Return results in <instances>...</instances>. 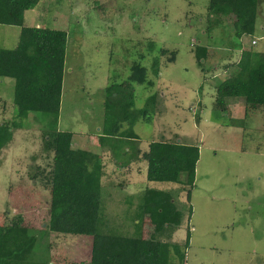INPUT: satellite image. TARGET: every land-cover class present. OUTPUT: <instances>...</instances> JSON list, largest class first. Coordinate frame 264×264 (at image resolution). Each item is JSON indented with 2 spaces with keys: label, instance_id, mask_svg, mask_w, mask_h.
<instances>
[{
  "label": "rangeland",
  "instance_id": "1",
  "mask_svg": "<svg viewBox=\"0 0 264 264\" xmlns=\"http://www.w3.org/2000/svg\"><path fill=\"white\" fill-rule=\"evenodd\" d=\"M208 3L209 0H40L25 12L24 23L68 32L58 129L73 132L74 145L87 143L89 147L85 148L91 147L98 160L104 161L100 141L110 93L107 88L115 89L114 95L124 96V89L118 85L128 79L132 65L139 62L148 67L155 85L132 83L134 107L144 108L153 94L158 95L157 101L163 106L157 109L158 102L155 110L150 109L152 123L139 121L134 130L148 151L151 143L161 141L169 146L173 141H177L176 145L182 141L198 145L196 182L188 201V187L182 183L185 171L175 181L149 180L146 160L144 175L139 176L133 167L134 173L127 177V191L136 193L147 186L164 189L172 192L179 208L191 206L192 212L186 210L171 238L184 241L191 231L184 264H264V110L245 119L242 100L231 104L232 118L215 108L216 85L234 71V66L225 69L224 65L231 60L234 63L240 52L231 49L237 42L234 25L227 22L213 26L214 19L207 17ZM20 31V26L0 24V47L14 48ZM248 39H256L257 44L249 46L243 40L241 50L264 52V0H259L256 32ZM201 45L215 49L206 67L217 68L207 72L206 82L195 51ZM160 47L176 50L177 59L168 62L166 56L160 57L156 75L152 65L155 57L161 56ZM14 85V79L0 78V122L10 121L15 114ZM30 115L34 116L21 122L12 143L0 155V222L21 213L31 227L39 230L45 227L41 217L49 214L50 194L34 186L27 174L34 163H46L42 145L49 119L39 112ZM124 169H118L113 179H124ZM124 197L117 188L103 189L111 224L108 227L128 223L126 229L134 235L135 209L118 202ZM46 231L37 233L36 259L57 253L58 261L89 264V237Z\"/></svg>",
  "mask_w": 264,
  "mask_h": 264
},
{
  "label": "trees",
  "instance_id": "2",
  "mask_svg": "<svg viewBox=\"0 0 264 264\" xmlns=\"http://www.w3.org/2000/svg\"><path fill=\"white\" fill-rule=\"evenodd\" d=\"M39 1L0 0V24L21 27L18 44L14 48L0 47V78L15 81V114L10 121L0 122V155L12 143L21 122L34 116L31 113L39 112L49 119L42 145V157L46 163H34L27 174L34 186L49 192V214L41 217L45 227L39 230L31 227L21 213L0 222V264H81L58 261L57 253L47 259H36L37 233L45 230L66 236L89 237V264H184L191 231L188 230L184 241H171V238L181 226L186 210L191 213L192 208L190 205L179 208L171 191L147 186L137 193L125 194L118 202L131 204L135 209L133 222L137 221L136 234L130 235L126 229L128 223L121 227H108L111 224L106 215L103 189L110 186L124 194L128 182L126 179L118 182L112 177L105 178L107 165L101 158L97 159L94 150L83 146L74 148V133L58 129L68 32L25 25V12L35 8ZM98 5L104 10L103 5ZM258 5L259 0H209L207 6V17L208 20L214 19L213 26L227 22L234 25L237 42L232 43L231 49H239L240 52L234 63L231 60L224 65L225 69L234 66V71L216 85L215 108L231 118L230 106L237 100L245 104V119L264 110V52L241 50V39L256 32ZM211 26L208 27L212 29ZM158 51L161 56H156L152 65L156 75L160 71V57L166 56L168 62L177 59L176 50L160 47ZM195 51L206 82L207 72L217 68L206 67L208 60L215 56V49L201 45ZM132 83L155 85L149 78L148 67L135 62L128 79L118 85L124 89V96L114 95L115 89L107 88L110 93L109 100L105 102L102 149L111 153L110 161L118 168L148 160L149 180L175 181L185 171L186 179L182 183L188 187L187 199L191 201L200 148L183 141L179 145L173 141L170 146L161 141L151 143L149 151H142V139L134 127L142 120L152 123L150 109L155 110L158 102L159 106L163 103L157 101V94H153L148 97L144 108H135ZM159 106L157 109L163 105Z\"/></svg>",
  "mask_w": 264,
  "mask_h": 264
},
{
  "label": "crops",
  "instance_id": "3",
  "mask_svg": "<svg viewBox=\"0 0 264 264\" xmlns=\"http://www.w3.org/2000/svg\"><path fill=\"white\" fill-rule=\"evenodd\" d=\"M243 40H246V42L249 44V46H252L253 44H252V41L254 40V39H252V41L251 42H248L247 40H249L248 39V36H244L242 39H241V43H242V45L244 44L243 42ZM250 43H251V45H250ZM257 44V43H256ZM255 44V45H256ZM243 47V46H242ZM74 137H75V135H74ZM74 137H73V146H74V148H78V147H81V146H83V147H89V146H87V143L86 144H83V143H81V144H77V146H75L74 145V141H75V139H74ZM141 147V150L142 151H148V150H146L143 146H140ZM100 152L103 154V160H104V163L107 165V168H106V170H107V175L105 176V178H108V179H110L111 177L112 178H114V176H115V173L117 172V170L118 169H121L122 170V168H118V166H117V164H115V163H113V162H111L110 161V155H111V153L110 152H108L107 150H103V149H101L100 150ZM146 160H141V161H136V162H134V163H132L129 167H126L125 169H124V173H123V171L121 172V175H123V177H124V179H126V181L128 182V176L130 175V174H133L134 173V170H133V167H135L136 168V170L138 171V172H136V173H138V175L139 176H142V175H144V168H143V163L145 162ZM134 168V169H135ZM108 176V177H107ZM104 178V179H105ZM130 178V177H129ZM129 186V183H128V185H127V188H126V190H125V192H124V194H134L133 192L132 193H130V192H128L127 191V189L129 188L128 187ZM144 189V188H143ZM140 190H138L137 192H139ZM136 192V193H137ZM110 193H111V191H110Z\"/></svg>",
  "mask_w": 264,
  "mask_h": 264
},
{
  "label": "built area",
  "instance_id": "4",
  "mask_svg": "<svg viewBox=\"0 0 264 264\" xmlns=\"http://www.w3.org/2000/svg\"><path fill=\"white\" fill-rule=\"evenodd\" d=\"M256 43H257V41H256V40H253V41H252V44H253V45H254V44H256Z\"/></svg>",
  "mask_w": 264,
  "mask_h": 264
},
{
  "label": "clouds",
  "instance_id": "5",
  "mask_svg": "<svg viewBox=\"0 0 264 264\" xmlns=\"http://www.w3.org/2000/svg\"><path fill=\"white\" fill-rule=\"evenodd\" d=\"M254 40H256V39H254ZM255 45V44H254ZM253 46V45H252Z\"/></svg>",
  "mask_w": 264,
  "mask_h": 264
},
{
  "label": "water",
  "instance_id": "6",
  "mask_svg": "<svg viewBox=\"0 0 264 264\" xmlns=\"http://www.w3.org/2000/svg\"><path fill=\"white\" fill-rule=\"evenodd\" d=\"M53 264V263H52Z\"/></svg>",
  "mask_w": 264,
  "mask_h": 264
}]
</instances>
